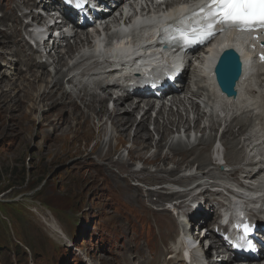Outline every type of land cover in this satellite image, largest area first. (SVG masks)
Instances as JSON below:
<instances>
[{
	"label": "rangeland",
	"instance_id": "374dc122",
	"mask_svg": "<svg viewBox=\"0 0 264 264\" xmlns=\"http://www.w3.org/2000/svg\"><path fill=\"white\" fill-rule=\"evenodd\" d=\"M0 1H5V0H0ZM2 5L3 4L0 3V8H2ZM22 5H24V3H22ZM66 63H67V59H66ZM60 70L58 72L61 73L64 72ZM27 72L31 74L32 77L28 76L26 72H19L11 80L5 79L0 81V190L1 191L4 190L0 192V197L2 200H6V199L9 200L12 198V200H21L24 203H29V198H30L29 196L32 195V192H27V190L25 189V186H27V180L29 181L32 180V182H38V185L32 190L34 193L38 192L41 188L43 187L46 188V186H48L47 193L45 195L46 196H48L49 194L52 195L53 196L52 198H54L55 202H59V200L62 199V196H66V194L77 198L78 194L81 191H83L82 193L85 195V198H88L89 195L88 192H90V190H92L94 186L93 179L96 176H98V174L87 175V171L91 170V166L89 165L87 158H92L96 163L103 164L101 166V171L105 174L107 178L104 176H101V178L103 181H105L106 179H109L111 181V184H107L105 186L108 193L109 191H112L113 188H117L119 192L123 191L124 196H126L128 194L127 191L128 185H126L127 187H124L125 186L124 185L125 182H124L122 187L120 182L116 181L115 178H113L109 174L108 167L116 166L118 171L122 172L123 175H127L126 178L135 179V177H133V173L129 171L130 169L129 162L139 163L140 161L143 164L151 163L156 165V162L160 159L159 153L152 159V160L155 159V163H152V160L148 161L143 158H145V153H144V151H146L145 149H147L148 146L150 147L155 143L158 137V133H155L156 135L155 137V135H152V133L146 129L150 137L149 140L140 139V141L143 140L146 141L147 143V144H142L139 141V139L136 141L137 138L135 135V131H133L134 126L132 125L135 122L131 124L129 131L127 132L120 130H117L116 132L111 131V126L109 125V123H106V125L102 128L103 131H99L98 129L99 125L95 116L92 113H88L83 105L85 101L84 102L79 101V102L81 103L82 107L85 109L86 112L83 109L81 112V108L75 106L77 107V110H74L76 113L69 114L70 116L69 122H72L71 123L72 126H74L76 123L78 125V128L74 129L71 127L69 129L68 128L65 129L64 127L67 126V123H62V121L68 116L67 110L69 112H72L73 106L77 105V103L70 101L68 98L67 99L64 98V100L67 102V109L66 106L63 107L59 111L62 114L59 113L56 110V108L54 110L52 109L53 102L51 101H45L44 103H38V104L35 102L33 105V94H32L33 91L31 93V90L33 89V79H34L33 66L28 68ZM46 72L48 74L47 76H49L50 79V73H51L50 68L49 69L47 68ZM46 85L47 88L49 89L51 88L50 87L51 85H49V83ZM40 89H42V91H38V92H43L45 90L44 85L40 86L39 90ZM62 93H63L62 89L57 91V97H61ZM64 100L62 99V101ZM130 104L131 103L129 102L125 106L126 108L123 107V109L129 108ZM105 109L107 108L105 107ZM48 113L49 114L52 113L50 115V118L47 115L45 117L46 120H44V116ZM128 113L130 114L129 109H128ZM136 116H138L137 113H135L133 116L132 113L130 114V117L134 121ZM102 118L106 119L105 117ZM176 119H177L176 117L174 119L172 118V121L176 122L177 121ZM161 120L163 124V119L161 118ZM206 122H207L206 124L208 125L209 121ZM213 124L214 123L208 126L207 129L208 130L213 129L216 123L214 124V126ZM159 125L160 124H158V126ZM139 126L140 125H138L137 128ZM170 127L173 126L166 125L165 131L167 132L170 131L169 130ZM197 127L199 128V126ZM236 128L237 127H234L233 129L230 130V132H234ZM179 129L180 128H178L177 130ZM238 130L236 132H238ZM236 132L234 133L236 134ZM166 135L167 134L165 135L163 134L164 138L162 144L166 142ZM237 135L240 134L237 133L236 136ZM130 136L132 138V143L131 141L129 142ZM142 137L144 138V136ZM237 140H239V137H237ZM231 141L233 142V144H236V142H234L235 140H231ZM129 144H132V148L128 151L129 153L128 152L126 153V149L127 147H129ZM143 145H146V147L143 148ZM161 148L162 146L158 147L159 150ZM209 148L210 147L207 146L208 158L210 156ZM166 149L164 151H166ZM131 151H134V153L132 154ZM165 153L167 152H164V154ZM170 153L171 156H169V158L165 159L164 161L162 159V163L161 161L157 162L156 171L157 169L158 171L160 169H164L163 166L167 162L173 161L174 155L185 153V150H182V152H178V154L171 151ZM226 153H227L225 155L226 160H228L230 164H233L237 157V154L234 152V149H232V147H229L226 150ZM164 154L162 153L161 157H163ZM123 155L128 160L124 159ZM190 155H192V153H190ZM241 156L242 154L238 153L239 160ZM150 157H153V155H151ZM136 159H138L139 161H137ZM178 159L179 158L177 157L176 160ZM110 160L111 162H109ZM198 160L199 158L196 157L190 161L187 160L174 161V164L176 165V168H179L183 165L187 167L188 165L191 166L192 164H194V162H197ZM206 162H208V160L204 161L200 159V162L198 163L199 164L198 167L203 166ZM237 164H239V162ZM161 165L162 167H160ZM204 167H205V172H209V168L207 166ZM165 168L167 170H171L174 168V166L173 164L167 163L165 165ZM66 171L72 177L68 178V176H66V180H68L69 184L67 183L68 187L67 190L64 192L61 190L60 186H62L64 180L62 173H65ZM158 171L156 173H158ZM83 173L86 174V178H83ZM158 174H162V173H158ZM77 175H79L77 179L79 180L81 179L82 184H80V181H75L76 183L70 184L71 179H74ZM140 175L143 176V174H136V177H139ZM165 175L169 178H162L164 177V175H156L159 176L160 178H154V179H156L159 182H166V181L169 182V181L177 180L172 178L173 174L171 176H168L165 173ZM236 175L238 176L237 173ZM22 177L24 178L23 183H21V181L20 183H17L16 181L22 179ZM141 179L148 182V180H150V177L143 176ZM215 179L216 178L213 175L211 180H209L210 181L209 184L214 185ZM194 181H198V180L194 178L191 182ZM229 181L230 180L227 179V183L231 184V181L230 182ZM134 183L136 184L137 182L135 181ZM96 187L99 189L98 185ZM135 188L137 190H144L143 188H137V187ZM199 189H197L198 192L203 190L202 188ZM220 189L222 188H218L215 191H217L218 196H223ZM101 192L104 191L101 189ZM151 193H154V191ZM162 196L166 197L165 199H162V206L165 205L170 200L173 201V203L175 204L179 202L180 203L184 202L185 200V197H181L180 199H177L180 195L175 198L171 196H164L163 194ZM218 196L215 195L211 196L205 193L203 194L202 197H198V200L208 198L211 199L209 203H212L213 200H216L215 202H217ZM149 197H153V196L149 194ZM215 197H217V199ZM97 198L98 201L103 202L102 195L100 194L97 195ZM154 202L155 203L161 202V198L158 196V193L156 196V200H154ZM123 203H127V201L124 199ZM150 204L152 206H156L153 203ZM90 205L91 204L88 203L86 204V207ZM107 209L109 208L102 207L100 210V215H102V213ZM109 210L113 211V209H109ZM64 215L65 216L60 217L63 222L61 224V227L60 226L58 227L56 225L60 229V231L58 232L54 231V228L52 229V227L55 226L53 223L54 219L50 216L49 212H47L44 209H41L39 212V216L36 217L39 224L43 227L46 236L48 238H51L53 243L59 246H63L62 236L64 234L72 236L75 239V234L71 231L70 227L79 229L80 234L82 232L88 231L87 222L81 221V218L79 216L71 217L68 211L65 212ZM67 217H69L70 220H66ZM134 217L136 218V221L139 224V226H136L135 229H129L127 227H122L121 229L127 230L129 232L135 231L136 235L139 237V240L141 242L145 243V245L155 246L154 251H152L150 254L148 253L143 254L139 244L137 243L136 236L133 235L129 241L128 247L126 248V252H125L126 254L124 257L120 258L121 251H115V259L109 260L107 258L106 253L102 254L101 251L92 250L91 251L92 256L91 258L89 257L91 262L97 264H164L166 262H170V264H181L176 260L175 256L169 255L168 252V247L175 242V236L177 234L176 227L172 222L171 218H169V216L165 213L158 214V216L155 217L158 228L160 227L161 229L164 230L160 231L159 237H157V239L154 241L155 238L154 230L145 221L143 217V213L137 212L134 214ZM149 220L151 221L150 217ZM87 247L88 244H86V248ZM53 257H54V263L57 264V261L61 260L62 258V253L54 252ZM79 257L82 261V264H87L80 253H79ZM119 258L120 260H118ZM74 264L77 263L74 262ZM228 264H233V263H228Z\"/></svg>",
	"mask_w": 264,
	"mask_h": 264
},
{
	"label": "bare ground",
	"instance_id": "6f19581e",
	"mask_svg": "<svg viewBox=\"0 0 264 264\" xmlns=\"http://www.w3.org/2000/svg\"><path fill=\"white\" fill-rule=\"evenodd\" d=\"M32 14H33V10H32ZM34 20H37V18H34ZM113 20H114V18H113ZM114 25L116 26L117 24H114ZM108 33L110 34V31ZM90 37L91 36H89V34L85 33L83 30L75 31L73 33L72 43L71 44H69V43L67 44L66 43V46L64 48V53L63 54L57 52V50H52V51H50L48 53V56L51 59V64H49L48 62L46 64L48 66H53L54 71H55L54 75L52 76L53 78H51V80H46V77H47L48 74H47V72L45 70V66L37 67V69H34L33 68V78L34 79H33V89L31 90V93L33 91V93H32L33 94V105H34L35 102L38 104V103H44L45 101H51V102H53V105L51 104L52 105V109L54 110L56 108V110L58 112L63 107L66 106V101H62V99L64 100V96H65L64 93H62V96L61 97H57V91H59L61 89L62 80H63L64 77H67V74H68L69 71L66 70V71H64L62 73L61 72H58V71L60 69H62V68L66 69L67 67H69L68 64L66 63L65 57H69L70 55L73 54L74 51H77L81 47H84L85 45H87L88 42H89V40H90ZM117 41H119V40L116 37H113L112 36L110 38V42H108L110 44V50H109V52L112 50V47L114 49H116L115 46H116ZM126 41H127V39L121 40V43L119 45H121L123 42H126ZM113 42H114V44H113ZM243 43H244V41H243ZM226 44L227 43L225 41H221V42H218V43H214L209 51H204V52L199 53L198 54V57H197V60H198L197 61V65L195 66V74H196L195 77L196 78H199L200 80H202V81H200V84H203L202 88L205 90V93H206L205 98H204V100L207 101V103L205 104V113L206 114L205 115L203 114V116L205 117L204 119L206 121H209V123H211V122L213 123L214 122L213 121V118L215 117V115L218 112H220L217 109V107H216L217 105L219 106V105L225 104L226 106L225 105L224 106L228 109L229 112H231L233 114V111L230 108H228V107H230V105L227 102L224 101V97H221L218 94L217 90H216L217 93H215L214 91H208L207 90V89H210V88H215L216 86H215L214 80L215 79H218V78H221L222 75H223V70L221 68L220 63L216 60V57L219 54V52H221L223 50V48H224L223 46L224 45L226 46ZM121 47L123 49H127V46L121 45ZM96 52H98V54L100 56L106 55V52L100 51V49L99 50H96ZM10 54L13 55L16 58V61H15V64L16 65L17 64L18 65H24L25 63H27V57H26V55L24 53L17 52V51H10ZM73 56H71V57H73ZM81 56L83 57L82 54H81ZM113 57H116V56L113 55ZM247 57L248 56H243L244 59H246ZM67 61H68V59H67ZM254 61H255V59H252L251 60V62H254ZM255 66H257V65H255ZM255 68L256 67H254L253 69H250V71H254ZM259 68H261L262 71H263V73H264V68H262L261 66H259ZM60 71H62V70H60ZM132 74H133V69H131L129 67H128V71H125L124 70V75L125 76H129V75H132ZM247 74H248V72H247ZM8 75L11 76L12 74L9 73ZM244 75H245V70H243L242 79L244 78ZM108 77H110V76H108ZM242 79L239 81V83L237 85V88H236L237 95L241 99L242 105H243L242 99L249 98V97H253L254 94H255V92H253V91L254 90H257L258 88H260V90L262 91V97H260V98H263V96H264V89H263V82H262V80H260V82H259V78H257L255 80L254 77H248L244 81ZM252 81H254L252 83V89H253V91L250 90V87H249V85H250V83ZM197 82H199V81H197ZM48 83H49V85H51L50 86L51 87L50 89L47 88V85L46 84H48ZM42 85H44L45 90L43 92H38L40 86H42ZM130 86L131 85H129L127 87H130ZM113 91L114 90L112 88H109V87L100 88L99 85H98V83H96L92 89L88 88V91H87V88L86 87H83L82 89L78 90L77 91V99L80 102H84L85 101L83 103V105L86 108V111L88 113H92L95 116V118H96V120L98 122V125H99L98 126L99 131H103L102 128L109 121L110 124H111V129L113 131L114 130L115 131L120 130V131H124V132L126 131L127 132V131H129L131 124L135 122L130 117V114L132 113V116H133L135 113H137L138 110L140 109L139 107H140L141 102H143L144 100L147 99L145 101L146 105H149L150 104V101H152V100L149 99V98H144V99L139 98V99H136L135 100L136 103H133V102H131L130 97H127L126 99L117 98L118 99L117 100V104L114 106V108L112 110H109L108 111V109H105V107H103V105L104 104H107V102L109 100H112L113 99V97H114ZM253 100L254 99H251L249 101V103L251 101H253ZM183 101H184V103L186 102V104L189 105L192 109H194V108H198L199 109V107L193 102V100L190 97L185 96L183 98ZM129 102L131 103L130 106H129V108L123 109V107L126 108L125 106ZM174 103H175V105L177 104L178 106H182V103L180 101H178L176 98H174ZM260 103H261V105H259V107H262L264 105V99L261 100ZM255 105H257V103ZM128 109L130 111V114L128 113ZM73 110H77V107H74ZM242 110H243V108L236 107V111H242ZM171 111L172 110H169L166 113L165 110H163L160 113V116L163 119V124L164 125L166 124V125H169V126L171 125L173 127H177L178 125L183 124V119L180 118V116L178 115V113H175L174 114ZM236 111H234V115L236 114ZM261 111H262V113H264V108H262ZM67 113H68V116L62 121V123H67V126L64 127V128L65 129L66 128L69 129V128L72 127L74 129H77L78 128V125L76 123H75L74 126H72L71 125L72 122H69V119H70L69 114H72V113H69L68 111H67ZM185 113L187 114V112H185ZM247 113H250V111H248ZM247 113H245V112H241L240 113V116H241L243 122H245L246 120H248V119L251 118V116L248 115ZM209 114H213V118H209ZM164 116H165V118H164ZM102 117H105L106 119H104ZM175 117L177 118L176 119L177 120L176 122L175 121H172V118L174 119ZM199 117H201V116L198 115L196 117V122L197 123H199L200 120H201ZM241 118L232 116L231 120L226 124V128H225L224 135L220 139V141L223 144L231 145L232 149H236V147H237L236 145L237 144H241L239 141H237L236 144H233V142L231 141V140H237V137L239 135L236 136V134L238 133V134L241 135L242 132L239 131L241 129L239 128V130H238V132H236V134L234 132H230V130L233 129L234 127H237L238 128L240 126ZM73 119H74V117H73ZM163 124L161 126L160 125L159 126L157 125L156 130L157 131H160L162 129L163 132H167V131H165V126L166 125L164 126ZM216 124L219 125V123H216ZM204 125H207V124H204ZM213 126H214V124H213ZM188 128H189V125H188ZM67 130H65V131H67ZM141 133H143V134H141ZM225 134H228V135H225ZM124 135H127V134H124ZM135 135H136V138H137L136 141L138 139H139V141H140V139H143V140L144 139H148L149 140V137H150L149 133L146 130V126L144 124H141L136 129ZM142 136H144V138ZM263 137H264V135H263ZM117 138H118V136H117ZM143 140L140 141V142L142 144H147L146 141H143ZM145 147H146V145H143V148H145ZM158 147H160V146H158ZM182 150H184V149L179 144L174 145V146H172L170 148V151L171 152H174V153H177V154H178V152H182ZM172 155H174V154H172ZM167 158H169V156L164 157L163 158V161L165 159H167ZM152 163H155V159L152 160ZM188 166H190V165H188ZM157 171H158V169H157ZM262 171L263 172L259 173L257 176H255L254 178H252L251 179V182H250V184H252L255 187V191L253 193L254 197H255V193L260 192L264 188V186H262V182H261V181H264V170H262ZM158 173H162V174H165L166 173L168 176H171L172 174H174V171H166L165 169H160L158 171ZM201 175H202V177H200V179H203V178L206 177V173H202ZM212 176H213V174H211V173L207 174V178L209 180H211ZM192 180L193 179H184V180L177 179V180H173V182H178V183L184 184V183H190ZM213 180H214V178H213ZM252 185H250V186H252ZM258 196L259 197H264V195H260V194H258ZM252 203L254 205L249 207V209L251 211L250 212H247L249 215H251L252 213H259L260 208L258 209L255 204L260 205V207H261V204L259 202H255L254 201V198H253ZM191 206L194 207V208H196V203L193 202ZM229 207H231V209H229V216L231 217V214H234L235 215V217H234L235 219L234 220L236 222L237 221L238 212L237 211L234 212L232 210V208H233L232 205H230ZM222 208H224V206ZM221 213H222V215H225V216L227 215V212L225 210L222 211ZM201 217H203V216H201ZM53 228H54V231H56V232L60 231V229L56 225L54 227H52V229ZM120 249H123V248H120ZM230 262H232L231 259H229L227 261V264L230 263ZM257 264H260V263H257Z\"/></svg>",
	"mask_w": 264,
	"mask_h": 264
},
{
	"label": "trees",
	"instance_id": "16d2710c",
	"mask_svg": "<svg viewBox=\"0 0 264 264\" xmlns=\"http://www.w3.org/2000/svg\"><path fill=\"white\" fill-rule=\"evenodd\" d=\"M62 176L64 180L60 188L65 192L68 187L66 176L68 178L72 176L67 171L62 173ZM77 178L76 176L74 179ZM74 179H71L70 184L76 183L75 181L81 183V179ZM20 181L23 183L24 178L16 182L20 183ZM31 182L32 180H27L25 186L27 192H33L32 190L38 185V182ZM47 188L48 186L41 188L32 199L38 200L42 208L49 211L57 222L62 221L60 217L65 216L63 214L65 211L75 212L76 197L66 194L59 202H55L52 195H45ZM53 252L55 249L52 241L36 222V217L27 204L23 201L0 203V264H27L29 258L35 261L39 259L47 264V259Z\"/></svg>",
	"mask_w": 264,
	"mask_h": 264
},
{
	"label": "snow or ice",
	"instance_id": "6c2138e0",
	"mask_svg": "<svg viewBox=\"0 0 264 264\" xmlns=\"http://www.w3.org/2000/svg\"><path fill=\"white\" fill-rule=\"evenodd\" d=\"M79 3L80 0L77 6ZM217 25L221 26L222 32L232 29L239 32L264 29V0H203L198 10L164 27L161 30L162 41L166 38V42L184 47L210 42L217 34ZM260 59L264 60V54H261ZM236 227L248 234L252 226L244 223Z\"/></svg>",
	"mask_w": 264,
	"mask_h": 264
},
{
	"label": "clouds",
	"instance_id": "9594fccd",
	"mask_svg": "<svg viewBox=\"0 0 264 264\" xmlns=\"http://www.w3.org/2000/svg\"><path fill=\"white\" fill-rule=\"evenodd\" d=\"M46 53V52H45Z\"/></svg>",
	"mask_w": 264,
	"mask_h": 264
}]
</instances>
